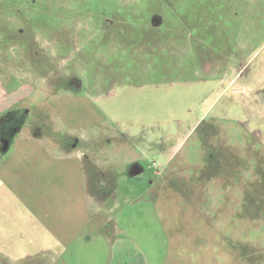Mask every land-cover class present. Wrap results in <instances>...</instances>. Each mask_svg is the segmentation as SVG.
Returning a JSON list of instances; mask_svg holds the SVG:
<instances>
[{"label":"rangeland","instance_id":"374dc122","mask_svg":"<svg viewBox=\"0 0 264 264\" xmlns=\"http://www.w3.org/2000/svg\"><path fill=\"white\" fill-rule=\"evenodd\" d=\"M176 1L3 0L7 26L4 19L0 23L18 34L3 43L20 42L32 55L29 61L43 65L18 69L36 80L40 96L47 88L49 97L87 96L88 112L97 109V118L100 111L108 117L105 127L132 112L144 127H131L128 137L152 160L156 141L165 143L164 158L183 139L168 170V187L128 224L134 243L116 245L111 264H264V87L258 99L255 84L236 91L220 77L230 68H216L209 82L193 69L144 68L145 62H163L159 53L147 52L148 36L140 35L145 30L213 27L207 15L213 0ZM263 10L257 21L243 23L253 29L262 23L245 40L254 45L247 72L264 78ZM102 30L118 32L106 36ZM112 39L117 46L108 51ZM86 247L76 264H108V245Z\"/></svg>","mask_w":264,"mask_h":264},{"label":"crops","instance_id":"0c3cea01","mask_svg":"<svg viewBox=\"0 0 264 264\" xmlns=\"http://www.w3.org/2000/svg\"><path fill=\"white\" fill-rule=\"evenodd\" d=\"M213 1L214 9L207 12L213 27L177 26L140 34L148 36L147 52L159 53L163 61L145 62L143 67L193 69L207 82L216 78V68H230L220 77L236 91L255 84L258 99L264 78L260 72H247L254 45L245 39L257 35L262 23L256 29L244 24L258 20L264 0ZM1 11L0 21L7 26L9 11ZM6 26L0 23V264H76L86 245L93 243L108 245L111 264L116 245L134 243L128 224L133 225L168 187V170L183 139L164 158L165 143L156 141L158 164L142 144L128 137L131 127L143 126L136 124L132 112L105 127L108 117L100 111L97 118V109L88 112L87 96L49 97L48 88L40 96L33 88L36 80H28L18 69L43 65L29 61L32 55L20 42L3 43L4 37L18 35ZM106 32L99 34L114 36L118 31ZM108 45V51L117 46L113 39ZM108 135L118 138L110 140Z\"/></svg>","mask_w":264,"mask_h":264}]
</instances>
